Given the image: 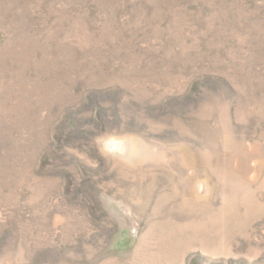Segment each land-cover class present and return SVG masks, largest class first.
<instances>
[{
	"label": "rangeland",
	"instance_id": "374dc122",
	"mask_svg": "<svg viewBox=\"0 0 264 264\" xmlns=\"http://www.w3.org/2000/svg\"><path fill=\"white\" fill-rule=\"evenodd\" d=\"M0 264H264V0H0Z\"/></svg>",
	"mask_w": 264,
	"mask_h": 264
}]
</instances>
